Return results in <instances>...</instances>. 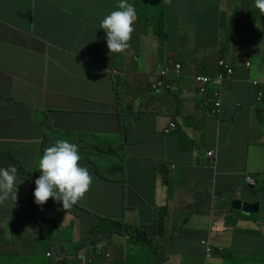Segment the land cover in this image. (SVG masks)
I'll return each instance as SVG.
<instances>
[{"label":"crops","instance_id":"crops-1","mask_svg":"<svg viewBox=\"0 0 264 264\" xmlns=\"http://www.w3.org/2000/svg\"><path fill=\"white\" fill-rule=\"evenodd\" d=\"M119 2L0 0V168L18 169L17 199L0 205L1 264L14 255L15 264H81L89 254L92 264H264V17L255 3L196 0L184 54L181 43L157 41L179 3L142 4L140 41L116 55L100 24ZM195 50L205 55L193 59ZM219 59L234 73L214 115V89L201 95L193 77L215 75ZM175 63L181 77L163 78L174 89L153 92ZM171 121L178 127L165 134ZM58 139L78 145L93 177L68 210L34 196L39 160ZM235 200L257 211L236 210Z\"/></svg>","mask_w":264,"mask_h":264},{"label":"clouds","instance_id":"clouds-1","mask_svg":"<svg viewBox=\"0 0 264 264\" xmlns=\"http://www.w3.org/2000/svg\"><path fill=\"white\" fill-rule=\"evenodd\" d=\"M212 1L213 3H221L214 0ZM241 1L242 3H249V0H241ZM222 3H231V0H225ZM253 3H255V7L259 9L261 13H264V0H253ZM118 9L119 10L113 11L111 12V14L105 16L100 24V28H102L106 33L107 47L110 50V53L111 54L115 53L116 55L125 53L126 50L130 47V42L132 40L133 33L135 32V23L137 20L136 9L134 5L128 2V0H120V2L118 3ZM219 60L217 61V66L219 68L218 71L221 70L218 64ZM182 70H183V66H182ZM233 73L229 78H226L224 80V83L226 80L232 78ZM215 75L213 76L202 75V76H208L213 78ZM253 82L256 85L259 84L258 80H254ZM155 83H153L152 86ZM163 83L165 84L164 81ZM196 84L198 85L199 93L201 95H207L208 91L206 94H202L200 92V84L197 82ZM209 87L213 88L215 91V87H213L212 85H210ZM151 90L153 92H157L166 89L163 87L158 89L157 91L153 90V88ZM263 91L264 89L259 90L258 92L259 100L264 98V95L260 96V92ZM222 96H223V88H222ZM215 100L216 99L213 92V107L211 109L212 114H214L212 111L215 108L214 106ZM221 102L223 103L222 97H221ZM221 114H223V107H221V112L219 114L215 113L214 115H221ZM169 124L163 129L165 134H170L178 127L176 123L177 125L176 129L172 130L169 133H166L165 129L169 126ZM215 155L216 152L213 156H209V155L208 156L214 157ZM81 159L82 157L80 156L78 145L69 142V140L67 139H58L55 141L54 145L47 147L44 151L42 158L39 160V169L41 174L35 180V185H36L34 191L35 203L37 205L43 206L50 199H52L58 203L62 202L63 209L68 210L73 206L82 202L84 199H86V196L89 193L91 189V185L93 183V177L86 167H82L80 165ZM17 172L18 169L16 168L15 165H9L6 168H0V205L4 204V202L7 201L9 198L13 200L17 199V191H18L16 189V184L18 179ZM250 178L254 179L253 177ZM254 186L248 185V187H254ZM202 242L207 243V241H202ZM205 245H208V243ZM93 249L94 247L90 245V248L88 250L92 252ZM49 253L50 256L47 255V257H51V259L53 260L52 252H48V254ZM64 261H66L65 258L58 256L56 258V262L55 261L53 262L54 264H65ZM92 261L93 260L89 254L86 255L84 259H82L81 264H92Z\"/></svg>","mask_w":264,"mask_h":264},{"label":"rangeland","instance_id":"rangeland-1","mask_svg":"<svg viewBox=\"0 0 264 264\" xmlns=\"http://www.w3.org/2000/svg\"><path fill=\"white\" fill-rule=\"evenodd\" d=\"M138 2H140V6L138 8H136V12L140 13L143 18L147 19V14L145 12V7L142 4H153V3H179L178 5H174V4H170L169 9L167 10V12L165 13V20L161 22V37H158L157 41L162 43L163 38H165L169 44V48L176 46V45H180V52L186 54L188 48V43L187 40L182 36V33H186L188 34V30L187 28L191 27L194 22L196 21V8L198 3H195L196 0H136ZM214 1H218V2H223L225 0H214ZM129 2V0H128ZM182 3H185V5H183ZM231 3H236L235 7H238L239 10H241L242 6L241 0H231ZM249 3H253V0H249ZM149 12V9H148ZM258 12L260 13V15L262 16V20L264 17V13H261L260 10L258 9ZM151 13V11H150ZM242 17L241 15H238L236 18V21H241ZM168 21V22H167ZM183 23V24H181ZM145 26L149 29V32L146 33V35H148L150 33V27L152 28V26L150 25V22L145 21ZM229 27V26H228ZM230 28V27H229ZM139 29V27L135 24V32L133 33L132 36V41L135 46H137V42L140 41V36L136 37V31ZM227 39L230 40V33L228 32L227 35ZM241 39L242 36L240 34H233V42H237V43H241ZM261 43H264V37L260 39ZM130 42V43H131ZM195 46V45H193ZM136 49H138V47H135ZM241 57H239L241 60H246L248 58H251L252 61L254 59L253 55L249 54L247 50H243L241 52ZM192 55H193V59L199 60L201 59V57H203L205 55L204 51H199V50H195L192 51ZM168 64H173L172 61L168 62ZM166 67V64L165 66ZM170 67H167V76L171 73H169V71L171 70L172 73L174 71L173 69H169ZM198 73L203 72L201 66H198ZM165 73V72H164ZM172 77V76H171ZM133 96V95H131ZM55 105L57 104L56 102L54 103ZM52 250V247L50 248H44V250ZM18 258L19 255L17 254ZM11 260L14 262L15 264V255L14 258H11ZM0 264H1V260H0ZM238 264H242V262H238Z\"/></svg>","mask_w":264,"mask_h":264},{"label":"built area","instance_id":"built-area-1","mask_svg":"<svg viewBox=\"0 0 264 264\" xmlns=\"http://www.w3.org/2000/svg\"><path fill=\"white\" fill-rule=\"evenodd\" d=\"M218 64H219V67L221 68V70L218 71L213 78L208 77V76H202V75L194 77V80L200 84V92L202 94L207 93L208 87L210 85L215 87L214 96H215L216 100L214 101L215 108L212 111L214 114L215 113L219 114L221 112V107H222L221 97H222V88H223L224 80L226 78H229L234 71L232 66L230 64L226 63L222 59L219 60ZM247 65H250V63L247 62ZM181 74H182V65L179 63L174 64V71H173L174 77L178 78L181 76ZM159 76L162 78L166 77L167 76V69L166 68L160 69ZM163 87H164V83L162 80H159L158 82H156L152 86L153 90H155V91H157L158 89L163 88ZM262 95H264V91L260 92V96H262ZM176 127H177L176 123L171 122L169 124V126L165 129V132L169 133L172 130L176 129ZM214 154H215V151L208 152L209 156H213ZM246 182L249 186L255 185L254 179L250 178V176H248L246 178ZM203 243L207 244L206 242H203ZM207 252H209V246L207 248ZM47 255L50 256V253Z\"/></svg>","mask_w":264,"mask_h":264},{"label":"water","instance_id":"water-1","mask_svg":"<svg viewBox=\"0 0 264 264\" xmlns=\"http://www.w3.org/2000/svg\"><path fill=\"white\" fill-rule=\"evenodd\" d=\"M233 208L236 210H240L243 213H253L257 211V208L256 206H254V204L242 203L241 200H235L233 202Z\"/></svg>","mask_w":264,"mask_h":264},{"label":"trees","instance_id":"trees-1","mask_svg":"<svg viewBox=\"0 0 264 264\" xmlns=\"http://www.w3.org/2000/svg\"><path fill=\"white\" fill-rule=\"evenodd\" d=\"M222 60H224L226 63L230 64V63L227 62L225 59H222ZM230 65H231V64H230ZM164 78H165V77H164ZM160 80L163 81V78L160 77ZM164 88H165L166 90H171V91L174 89L173 85L166 84V83L164 84ZM74 246H75V245H72L71 248H74Z\"/></svg>","mask_w":264,"mask_h":264}]
</instances>
